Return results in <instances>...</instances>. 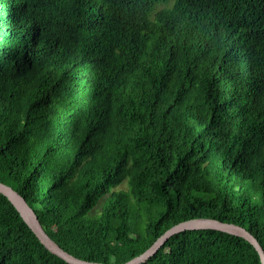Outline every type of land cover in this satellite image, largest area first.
<instances>
[{
  "label": "trees",
  "instance_id": "obj_1",
  "mask_svg": "<svg viewBox=\"0 0 264 264\" xmlns=\"http://www.w3.org/2000/svg\"><path fill=\"white\" fill-rule=\"evenodd\" d=\"M165 1L0 0V181L85 260L127 262L194 218L264 249V0ZM0 264H70L1 192ZM141 264L262 261L194 229Z\"/></svg>",
  "mask_w": 264,
  "mask_h": 264
},
{
  "label": "water",
  "instance_id": "obj_2",
  "mask_svg": "<svg viewBox=\"0 0 264 264\" xmlns=\"http://www.w3.org/2000/svg\"><path fill=\"white\" fill-rule=\"evenodd\" d=\"M0 192L6 195L16 208L21 213L22 217L33 229L36 235L39 237L41 242L49 249L52 253L58 255L70 264H107L102 262H95L85 260L62 248L44 229L41 224L36 211L30 206L26 198L12 186L0 181ZM194 229H216L231 233L237 236L244 237L250 241L258 250L262 264H264V249L258 239L245 227L229 222H223L215 218H194L180 223L175 224L164 232L147 250L140 255L130 259L127 262L121 264H141L146 262L153 255L157 253L160 247L172 236L181 233L186 230Z\"/></svg>",
  "mask_w": 264,
  "mask_h": 264
},
{
  "label": "rangeland",
  "instance_id": "obj_3",
  "mask_svg": "<svg viewBox=\"0 0 264 264\" xmlns=\"http://www.w3.org/2000/svg\"><path fill=\"white\" fill-rule=\"evenodd\" d=\"M175 0H166L165 2H161L157 5V8H165V7H171ZM120 188H126V185L120 186ZM101 207V204L98 205V207L95 208L94 212H96Z\"/></svg>",
  "mask_w": 264,
  "mask_h": 264
}]
</instances>
